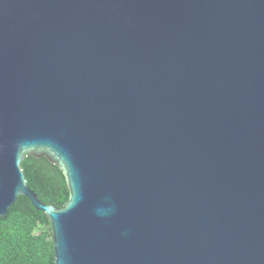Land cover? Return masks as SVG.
I'll return each mask as SVG.
<instances>
[{"label":"water","instance_id":"obj_1","mask_svg":"<svg viewBox=\"0 0 264 264\" xmlns=\"http://www.w3.org/2000/svg\"><path fill=\"white\" fill-rule=\"evenodd\" d=\"M19 196L54 264H264V0H0V219Z\"/></svg>","mask_w":264,"mask_h":264},{"label":"trees","instance_id":"obj_2","mask_svg":"<svg viewBox=\"0 0 264 264\" xmlns=\"http://www.w3.org/2000/svg\"><path fill=\"white\" fill-rule=\"evenodd\" d=\"M20 169L29 188L45 204L62 207L69 197L64 176L46 158L26 155ZM51 228L43 212L19 196L0 219V264H54Z\"/></svg>","mask_w":264,"mask_h":264}]
</instances>
